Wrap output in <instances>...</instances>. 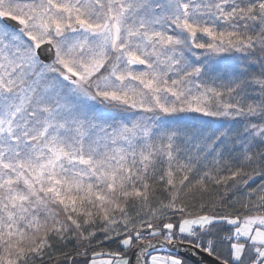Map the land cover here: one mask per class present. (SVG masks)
Masks as SVG:
<instances>
[{
    "label": "snow or ice",
    "instance_id": "6c2138e0",
    "mask_svg": "<svg viewBox=\"0 0 264 264\" xmlns=\"http://www.w3.org/2000/svg\"><path fill=\"white\" fill-rule=\"evenodd\" d=\"M0 264H264V0H0Z\"/></svg>",
    "mask_w": 264,
    "mask_h": 264
}]
</instances>
